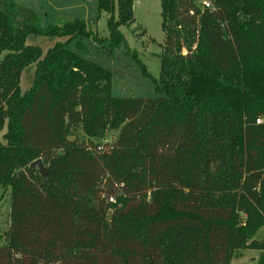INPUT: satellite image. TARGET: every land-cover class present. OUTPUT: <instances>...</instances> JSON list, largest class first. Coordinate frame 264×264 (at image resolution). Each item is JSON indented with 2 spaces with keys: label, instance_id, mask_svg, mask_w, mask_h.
I'll return each instance as SVG.
<instances>
[{
  "label": "trees",
  "instance_id": "obj_1",
  "mask_svg": "<svg viewBox=\"0 0 264 264\" xmlns=\"http://www.w3.org/2000/svg\"><path fill=\"white\" fill-rule=\"evenodd\" d=\"M96 2L106 36L0 0V264H235L244 250L264 264V0H160L151 97L112 95L110 71L69 48L91 37L138 59L119 29L133 0ZM28 35L59 39L43 53Z\"/></svg>",
  "mask_w": 264,
  "mask_h": 264
},
{
  "label": "rangeland",
  "instance_id": "obj_2",
  "mask_svg": "<svg viewBox=\"0 0 264 264\" xmlns=\"http://www.w3.org/2000/svg\"><path fill=\"white\" fill-rule=\"evenodd\" d=\"M9 13H16L19 7L30 8L38 17L41 26L60 24L73 19H83L89 28L99 35L108 34L106 27L107 15L98 12L96 0H1ZM201 3L203 0H195ZM212 2L213 0H209ZM18 10V11H17ZM133 21L129 25H121L119 29L123 34L126 44L134 51L138 59L125 54V47L120 46L108 51L107 46H101L91 37L81 40L82 47L77 48L72 41L69 48L83 54L91 61L110 71V92L117 97H151L156 95L152 76L156 77L159 71L160 44L163 41L161 29L160 0H133ZM59 39V38H58ZM57 38L28 35L27 44L37 45L44 53ZM177 50H181L178 43ZM35 64L27 66L20 75L19 87L25 91L31 84ZM146 69L150 76L144 73ZM5 127L0 129V142ZM116 131H108L104 140L115 136ZM102 141V139H101ZM10 210L9 192L0 188V242L1 235L8 227ZM261 251L244 250L239 258L232 260L235 264L255 263Z\"/></svg>",
  "mask_w": 264,
  "mask_h": 264
},
{
  "label": "water",
  "instance_id": "obj_3",
  "mask_svg": "<svg viewBox=\"0 0 264 264\" xmlns=\"http://www.w3.org/2000/svg\"><path fill=\"white\" fill-rule=\"evenodd\" d=\"M29 166L35 169L44 179L47 178L48 169L44 166L40 158L32 161ZM110 217L109 215L108 218L110 219Z\"/></svg>",
  "mask_w": 264,
  "mask_h": 264
},
{
  "label": "built area",
  "instance_id": "obj_4",
  "mask_svg": "<svg viewBox=\"0 0 264 264\" xmlns=\"http://www.w3.org/2000/svg\"><path fill=\"white\" fill-rule=\"evenodd\" d=\"M202 4L204 5V7H207V8H212L213 7L212 2H210L209 0H203ZM257 121H259V120H257ZM97 149L100 150L101 149V145L97 146ZM112 200H113L112 198L108 199V201H112Z\"/></svg>",
  "mask_w": 264,
  "mask_h": 264
}]
</instances>
